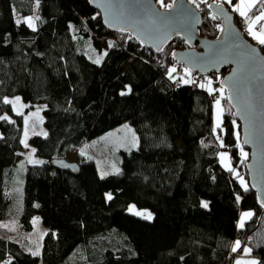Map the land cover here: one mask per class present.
<instances>
[{
  "label": "trees",
  "instance_id": "obj_1",
  "mask_svg": "<svg viewBox=\"0 0 264 264\" xmlns=\"http://www.w3.org/2000/svg\"><path fill=\"white\" fill-rule=\"evenodd\" d=\"M156 1L169 7L173 0ZM191 1L202 13L200 33L216 37L221 19L208 6L218 0ZM223 3L252 39L231 3ZM15 13L36 19V26ZM185 46L177 36L157 53L104 26L88 0H0V220L11 204L6 175L26 152L23 115L5 99L17 93L46 103L49 130L31 136L42 160L23 174L19 217L25 228L34 215L50 227L34 254L0 226V264H233L246 245L257 259L264 255V213L257 224L263 207L237 178L248 149L220 85L225 70L184 73L171 52ZM93 48L103 53L98 62L87 53ZM219 97L216 134L212 104ZM123 121L135 127L138 145L121 152L119 171L101 176L94 160L79 154L76 173L51 163ZM130 203L152 214H133ZM242 211L252 215L240 224Z\"/></svg>",
  "mask_w": 264,
  "mask_h": 264
},
{
  "label": "water",
  "instance_id": "obj_2",
  "mask_svg": "<svg viewBox=\"0 0 264 264\" xmlns=\"http://www.w3.org/2000/svg\"><path fill=\"white\" fill-rule=\"evenodd\" d=\"M109 29L126 31L143 45L159 53L180 36L184 48H175L173 59L193 73H220L230 106L240 124V141L248 149L245 170L264 213V52L247 37L226 3L212 2L208 8L221 19L216 37L200 33L202 13L191 0H173L160 7L156 0H88ZM61 169L78 172L76 161L53 158Z\"/></svg>",
  "mask_w": 264,
  "mask_h": 264
},
{
  "label": "rangeland",
  "instance_id": "obj_3",
  "mask_svg": "<svg viewBox=\"0 0 264 264\" xmlns=\"http://www.w3.org/2000/svg\"><path fill=\"white\" fill-rule=\"evenodd\" d=\"M225 1V0H218ZM232 0L228 2L231 3ZM252 0H241L240 4L242 6L241 13L245 16L248 14L247 11L243 10V5L247 7L249 5L252 7ZM162 6L161 4H159ZM258 11L257 15L251 12L245 19L247 22L252 21V27L258 26V20L264 16V4L260 7H256ZM261 9V10H259ZM18 20L24 19L32 27L36 26V19L28 16H20L15 13ZM38 14H36V18ZM263 29H259L252 37L253 41L261 44ZM89 57L95 61H100L102 59L103 53L96 52L93 48V52H87ZM184 73L188 72V69L183 67ZM217 90L222 94L223 89L218 87ZM5 99L10 101L13 109L16 113H21L23 115V123L21 127L20 139L25 147V154L23 159L15 166L13 173L6 175V181L8 186V193L11 197V204L9 208V217L0 220V226L8 227L11 230V234L17 235L21 238L25 250L30 251L34 254H39L41 251V244L44 234L50 230V227L45 225L39 215H34L32 218V226L30 228H25L20 220V213L22 211L23 205V174L26 170L28 164L38 163L42 160V156L37 152V146L32 143L31 136L39 134L45 137L49 134V130L46 123L47 118V105L45 102H35L30 103L22 99V97L17 94L6 95ZM10 118L9 114H2L1 117ZM223 118V106L221 97L216 98L212 104V123L213 129L216 134L219 133L220 127L222 125ZM222 130V129H221ZM138 145V134L129 121H123L113 128L100 133L92 138L87 139L79 148L78 152H67L66 158L70 161L77 160V154L84 156L88 159L94 160L99 175L104 176L109 173L117 172L122 166V151H130L136 148ZM224 154L226 155V162L229 163V156L227 153L221 151L220 159L225 162ZM241 174L237 176L242 185L248 184V178L244 177L246 174L245 166L243 165ZM236 171H238L236 169ZM127 210L133 214L139 215L144 218L150 217L152 214L149 209L138 208L133 203L128 205Z\"/></svg>",
  "mask_w": 264,
  "mask_h": 264
},
{
  "label": "crops",
  "instance_id": "obj_4",
  "mask_svg": "<svg viewBox=\"0 0 264 264\" xmlns=\"http://www.w3.org/2000/svg\"><path fill=\"white\" fill-rule=\"evenodd\" d=\"M228 1L229 0H225L223 2H228ZM240 1L241 0H232L231 1V7L233 6L232 8H235V12L243 20L244 27L247 29L249 34L253 37V35L255 33H257L259 31V29L264 28V16H263V18L258 20V26H253V27H252V21L247 22L245 18L251 12L253 13L252 18L254 15H257L258 12H260L258 10H254V11H252V10L255 9L254 7H256V6L261 7V0H252V2H253L252 7H250L249 5H247V7H246L245 4L243 5V10L248 12V14L246 16L243 13H241L242 6L240 4ZM259 10H261V9H259ZM261 40H262L261 43H264V32L262 34ZM251 215H252L251 211H242L241 215H240V221H239L240 224L242 222H244L245 220L249 219L251 217ZM240 244H241V241L239 239H236L233 242V248L237 249L240 246ZM233 264H258V259L255 257V254L252 252L251 248L246 245L243 247L241 253L235 257Z\"/></svg>",
  "mask_w": 264,
  "mask_h": 264
},
{
  "label": "built area",
  "instance_id": "obj_5",
  "mask_svg": "<svg viewBox=\"0 0 264 264\" xmlns=\"http://www.w3.org/2000/svg\"><path fill=\"white\" fill-rule=\"evenodd\" d=\"M196 82H197V80H196V78H194L192 84H193V85H196ZM258 259H259L260 261H263V259H264V255H260V256L258 257ZM261 264H264V261L261 262Z\"/></svg>",
  "mask_w": 264,
  "mask_h": 264
}]
</instances>
